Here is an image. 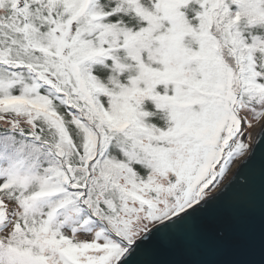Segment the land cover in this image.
I'll list each match as a JSON object with an SVG mask.
<instances>
[{
	"label": "snow or ice",
	"instance_id": "obj_1",
	"mask_svg": "<svg viewBox=\"0 0 264 264\" xmlns=\"http://www.w3.org/2000/svg\"><path fill=\"white\" fill-rule=\"evenodd\" d=\"M262 147L264 0H0V264L234 254L257 210L264 242V163L210 211Z\"/></svg>",
	"mask_w": 264,
	"mask_h": 264
},
{
	"label": "water",
	"instance_id": "obj_2",
	"mask_svg": "<svg viewBox=\"0 0 264 264\" xmlns=\"http://www.w3.org/2000/svg\"><path fill=\"white\" fill-rule=\"evenodd\" d=\"M255 139L252 144L255 146ZM248 156L242 158L232 175L223 183L227 185L233 179L237 169ZM264 163V147L256 153L253 164L244 170V175L249 178V184L236 183L217 205L210 211L220 212L228 217L232 211L242 204L247 197L253 198L258 205L261 193L260 168ZM246 239L241 242L234 254L212 253L204 249L189 252L185 247L179 245L175 239L154 244L143 257L149 264H179L188 260L208 261L211 264H223L224 261L239 260L243 264H264V242L261 237V223L258 210L243 219Z\"/></svg>",
	"mask_w": 264,
	"mask_h": 264
},
{
	"label": "rangeland",
	"instance_id": "obj_3",
	"mask_svg": "<svg viewBox=\"0 0 264 264\" xmlns=\"http://www.w3.org/2000/svg\"><path fill=\"white\" fill-rule=\"evenodd\" d=\"M253 142V141H252ZM234 165H236V164H234ZM233 165V166H234ZM233 167H232V169H231V171L229 172V174H228V176L226 177V179L224 180V182L232 175V173H233Z\"/></svg>",
	"mask_w": 264,
	"mask_h": 264
},
{
	"label": "bare ground",
	"instance_id": "obj_4",
	"mask_svg": "<svg viewBox=\"0 0 264 264\" xmlns=\"http://www.w3.org/2000/svg\"><path fill=\"white\" fill-rule=\"evenodd\" d=\"M257 130H258V129H257ZM254 139H255V138H254ZM254 139H253V140H254ZM238 165H239V162L236 163V165L233 166V168H234V169H233V172L235 171V169L237 168Z\"/></svg>",
	"mask_w": 264,
	"mask_h": 264
}]
</instances>
